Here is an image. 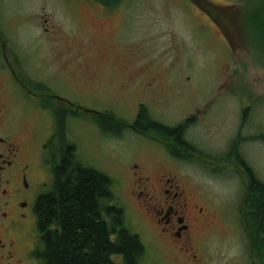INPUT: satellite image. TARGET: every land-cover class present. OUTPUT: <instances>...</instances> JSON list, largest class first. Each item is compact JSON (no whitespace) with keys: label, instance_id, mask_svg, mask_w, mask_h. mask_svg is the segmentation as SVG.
<instances>
[{"label":"rangeland","instance_id":"1","mask_svg":"<svg viewBox=\"0 0 264 264\" xmlns=\"http://www.w3.org/2000/svg\"><path fill=\"white\" fill-rule=\"evenodd\" d=\"M210 1L229 7L225 14L235 34L229 42L187 0H131L117 34L97 26L92 11L78 8L76 0H17L19 12L34 15V35L41 18L60 38L54 54L70 67H82L68 78L77 96L67 83H53L78 107L64 121V133L77 147L78 164L110 179L113 204L124 211L133 234L142 233L145 223L132 191L133 173L151 174L161 166L186 182L210 212L233 216L249 239L250 226L239 212L249 186L241 163L264 185V0ZM107 59L131 71L122 79L103 66ZM141 106L152 121L170 128L204 109L185 128L194 151L179 158L170 152L179 147L174 138L130 130ZM34 120L25 119V129ZM40 125L42 136L46 121ZM230 238L218 237L217 248Z\"/></svg>","mask_w":264,"mask_h":264},{"label":"flooded vegetation","instance_id":"2","mask_svg":"<svg viewBox=\"0 0 264 264\" xmlns=\"http://www.w3.org/2000/svg\"><path fill=\"white\" fill-rule=\"evenodd\" d=\"M76 1L78 8L92 11V21L99 23L97 26L112 28L115 34L131 2ZM187 1L222 40L229 42L235 36L231 18L225 14L227 5L210 0ZM17 4V0H0V264H39L36 255L41 249L42 201L54 189L64 151L74 148L70 156L78 163L77 147L64 133V121L75 116L78 107L63 97L53 83H67L77 96V85L73 89L68 78L82 67H70L54 54L58 36L41 18H37L41 31L34 35L30 30L34 15L19 12ZM109 60L103 63L108 72L117 71L123 79V72L131 71L128 64ZM203 115L204 109L191 113L173 144H188L185 128ZM31 118H35L34 123L25 129L24 120ZM40 119L46 121L42 136ZM129 129L143 135L133 125ZM132 167L136 169L138 165ZM243 172L250 182L251 175L245 169ZM132 177L133 195L141 204L145 220L142 233L135 234L144 248L140 264H264V236L259 237L255 226H251L255 231L252 238H245L240 222L227 213L218 217L210 212L186 182L164 167L151 174L134 172ZM220 236L231 238L218 249ZM113 261L124 264L120 258Z\"/></svg>","mask_w":264,"mask_h":264},{"label":"trees","instance_id":"3","mask_svg":"<svg viewBox=\"0 0 264 264\" xmlns=\"http://www.w3.org/2000/svg\"><path fill=\"white\" fill-rule=\"evenodd\" d=\"M144 118L147 119L145 124ZM109 120L125 127L114 117ZM133 127L142 134L153 132L170 141L184 124L170 128L152 121L147 109L141 106ZM73 149L69 147L64 151L56 169L54 189L42 201L41 249L36 255L39 264H116L114 258L122 259L124 264H140L144 248L140 238L129 231L124 211L113 204L110 179L76 163L70 156ZM174 149L170 152L179 158L194 151L188 144ZM241 165L253 179L239 212L250 226L249 239L255 232L251 226L257 228L261 238L260 235L264 236V185L243 163Z\"/></svg>","mask_w":264,"mask_h":264}]
</instances>
